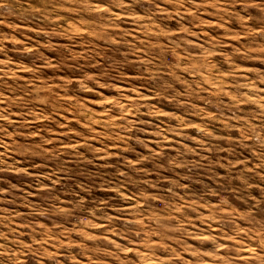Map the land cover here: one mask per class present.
<instances>
[{"label":"rangeland","instance_id":"374dc122","mask_svg":"<svg viewBox=\"0 0 264 264\" xmlns=\"http://www.w3.org/2000/svg\"><path fill=\"white\" fill-rule=\"evenodd\" d=\"M0 264H264V0H0Z\"/></svg>","mask_w":264,"mask_h":264}]
</instances>
